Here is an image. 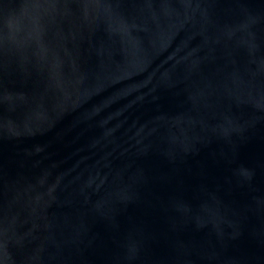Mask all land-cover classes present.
<instances>
[{"label":"water","instance_id":"1","mask_svg":"<svg viewBox=\"0 0 264 264\" xmlns=\"http://www.w3.org/2000/svg\"><path fill=\"white\" fill-rule=\"evenodd\" d=\"M0 264H264V0H0Z\"/></svg>","mask_w":264,"mask_h":264}]
</instances>
